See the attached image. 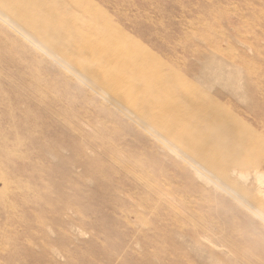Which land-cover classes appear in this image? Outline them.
Returning a JSON list of instances; mask_svg holds the SVG:
<instances>
[{"label":"rangeland","instance_id":"374dc122","mask_svg":"<svg viewBox=\"0 0 264 264\" xmlns=\"http://www.w3.org/2000/svg\"><path fill=\"white\" fill-rule=\"evenodd\" d=\"M0 264H264V0H0Z\"/></svg>","mask_w":264,"mask_h":264}]
</instances>
